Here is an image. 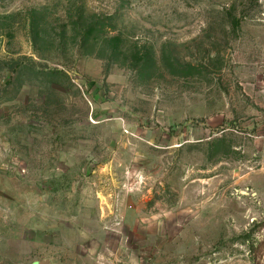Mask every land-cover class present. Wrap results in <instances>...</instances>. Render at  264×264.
<instances>
[{
  "label": "rangeland",
  "instance_id": "rangeland-1",
  "mask_svg": "<svg viewBox=\"0 0 264 264\" xmlns=\"http://www.w3.org/2000/svg\"><path fill=\"white\" fill-rule=\"evenodd\" d=\"M0 63V264H264V0H0Z\"/></svg>",
  "mask_w": 264,
  "mask_h": 264
},
{
  "label": "trees",
  "instance_id": "trees-1",
  "mask_svg": "<svg viewBox=\"0 0 264 264\" xmlns=\"http://www.w3.org/2000/svg\"><path fill=\"white\" fill-rule=\"evenodd\" d=\"M80 20H82V17L81 18H79V20L78 21H75V22H72L71 23V26L73 27V29H71L73 32H75V30L77 29V28H83V27H86V30H88V32H90V30H91V26L90 25H87L84 21H83V23H80ZM93 29V28H92ZM106 40H110V39H106ZM112 40H113V38H112ZM112 40H110V41H112ZM5 65L4 63H0V65ZM5 66H8V65H5Z\"/></svg>",
  "mask_w": 264,
  "mask_h": 264
}]
</instances>
